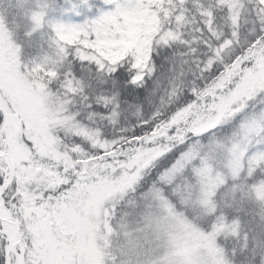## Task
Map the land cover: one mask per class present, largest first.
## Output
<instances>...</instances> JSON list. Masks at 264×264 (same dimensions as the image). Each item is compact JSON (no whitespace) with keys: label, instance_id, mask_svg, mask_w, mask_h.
<instances>
[{"label":"snow or ice","instance_id":"1","mask_svg":"<svg viewBox=\"0 0 264 264\" xmlns=\"http://www.w3.org/2000/svg\"><path fill=\"white\" fill-rule=\"evenodd\" d=\"M0 264H264V0H0Z\"/></svg>","mask_w":264,"mask_h":264},{"label":"trees","instance_id":"2","mask_svg":"<svg viewBox=\"0 0 264 264\" xmlns=\"http://www.w3.org/2000/svg\"><path fill=\"white\" fill-rule=\"evenodd\" d=\"M87 2L88 0H72V4L75 7L84 6Z\"/></svg>","mask_w":264,"mask_h":264},{"label":"rangeland","instance_id":"3","mask_svg":"<svg viewBox=\"0 0 264 264\" xmlns=\"http://www.w3.org/2000/svg\"><path fill=\"white\" fill-rule=\"evenodd\" d=\"M141 246L142 247H150V241H148L147 239H144L141 241Z\"/></svg>","mask_w":264,"mask_h":264}]
</instances>
